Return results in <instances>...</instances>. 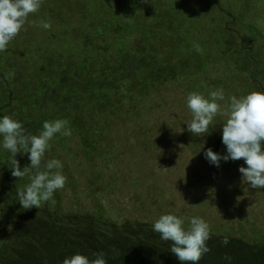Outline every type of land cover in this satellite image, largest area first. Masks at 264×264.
Wrapping results in <instances>:
<instances>
[{
    "label": "rangeland",
    "instance_id": "374dc122",
    "mask_svg": "<svg viewBox=\"0 0 264 264\" xmlns=\"http://www.w3.org/2000/svg\"><path fill=\"white\" fill-rule=\"evenodd\" d=\"M116 1L44 0L39 11L29 15L27 26L8 44L6 51L0 52V95L6 96L10 91L19 97L21 92L33 90L38 84L49 89L62 87L79 98L77 109L66 118L58 115L51 105L40 110L50 121L67 119L72 129L70 137L57 134L45 153V161L62 162V172L67 177V183L57 194L59 211L100 213L118 223H143L151 228L163 214L184 217L185 227L191 218L201 217L209 223L213 238L218 236L220 242L224 237L233 242V237L242 240L245 247L263 244L264 189H252L242 179L238 169L247 167L243 159L221 160L216 167L204 156L208 148L221 156L226 154L222 125L228 117L217 115L207 135L192 134L187 130L192 114L186 98L190 92L207 97L210 91L222 88L225 101L221 103L226 105L229 97L239 98L264 86V42L252 45L257 49L255 60L238 46L251 45L244 28L260 34L264 40V0H161V4L178 7L183 13L180 24L186 32L178 36L185 44L179 42L183 53L167 62L155 42L143 41L142 47L136 46L141 57L147 67H152L149 64L156 60L157 66L165 62L168 65L162 64V68L177 70L180 66L176 63L184 59H191L194 68H198L200 61L194 56L201 55L203 70L193 75L166 73L162 82L155 83L151 70L145 68V73H140L134 67L122 78V82L126 81L123 92L129 90V94L118 99L111 96L110 104L105 103V109L99 111L82 98L88 95V90L72 86L74 79H69V70L81 65L84 80L88 73V55H93L94 59L106 57L103 50L89 44L97 28L103 34L112 22L130 18L123 10L122 0H118V6ZM129 4L130 1L125 8ZM154 5L152 2L145 7ZM153 11L145 10L142 15L146 17ZM40 20L50 21L51 28L45 30L33 23ZM122 33L116 32L117 44L122 42ZM130 33L133 37L123 35L128 49L141 38L135 30ZM229 33L235 35V40L227 38ZM251 36L255 33L251 32ZM201 41H206V45L201 46ZM220 42L230 43L229 50L233 51L224 54ZM194 43L201 46L202 53L193 50ZM113 50L108 51V60H116ZM47 54L56 55L61 62L59 68L56 63L48 69L55 74L40 71L41 55ZM117 56L121 58V52ZM5 64L17 68L14 77L6 78L13 70L7 69ZM254 65L260 66L262 71L257 76L258 82L250 77ZM123 67L127 65L123 63ZM144 74L145 80L140 81L139 86L151 88L140 90L137 85ZM50 77L57 83L48 82ZM6 81L9 82L5 84ZM79 93L85 94L79 96ZM3 105H9L11 111L26 112L25 108H18L15 101ZM79 127H83L82 134L87 135L86 149L81 146ZM159 168L169 170L161 172ZM2 171L8 169L0 160V182H3L0 196L1 192H9L8 176ZM15 200L19 202L18 198ZM6 205L7 201L0 199V206ZM53 205V202L48 204L51 209ZM6 230L7 227L0 232V244Z\"/></svg>",
    "mask_w": 264,
    "mask_h": 264
},
{
    "label": "trees",
    "instance_id": "16d2710c",
    "mask_svg": "<svg viewBox=\"0 0 264 264\" xmlns=\"http://www.w3.org/2000/svg\"><path fill=\"white\" fill-rule=\"evenodd\" d=\"M129 1V6L125 8ZM152 2L155 4L153 7H145L151 6ZM122 4L124 5L123 10L130 14L129 19L123 20L120 18L118 22H112L104 31L105 34L104 32L103 34L100 33L98 28L92 33L95 38L91 39L90 47L94 46L95 49L103 50L106 57L94 59L93 55H88V73L84 80L81 79V65L69 70V79L71 78L72 81L74 79L72 86H77L80 90H88V95L82 98L96 106L99 111L105 109V103H109L111 96L118 99L129 94V90L123 92L126 81L122 82V78L125 74H129L134 67L140 73H145V68L151 70L153 72L151 77L155 79V83L162 82L166 73L180 75L187 72L188 75H193L201 72L204 68L201 55L194 56L195 59L200 61L198 68H194L191 59H184L176 63L180 66L177 70L162 68V64L168 65L165 62L157 66L156 60L154 63L149 64L152 67H147L146 61L136 48V46L142 47L143 41L155 42L163 52L164 57H167V62L170 59L178 58L183 53L179 44L180 37H178L186 32V28L180 24L183 13L178 7L161 4V0H122ZM116 5L118 6V0ZM88 9V14H90V4H88ZM151 9H154V11L148 13L150 15L146 17L142 15L145 10L149 11ZM172 27L179 28V30L172 29ZM244 29L249 35L251 45L238 46H242V49L245 50L243 53L255 60L257 49H254L252 45L259 41L264 42V40L260 37V34L258 35L248 28ZM131 30H135L141 38L135 44L131 43V49H128L127 38L123 35L133 37L130 33ZM117 31H123L121 44L116 42ZM260 31L258 33H261ZM251 32L255 33V36H251ZM226 35L227 38L235 40L234 34L229 33ZM106 37H109V39L106 40ZM201 42V46L206 45V41ZM181 44L185 46L184 43ZM220 44L223 46L222 52L224 54L226 51H233L229 50L230 43L220 42ZM37 50L39 51V49ZM110 50L115 52L113 55L116 60L114 61L108 60V51ZM118 52H121L122 59L118 58ZM41 57L43 62L40 65V71L55 74V72H49L48 69L56 63H58L57 68H59L61 64L57 60L59 58L54 54L41 55ZM123 63L127 65L126 68L123 67ZM5 65L7 69H17L13 65ZM236 65L238 69H241L238 62H236ZM91 73L96 76L91 77ZM261 73V67L254 65L250 77L254 82H258L257 76H260ZM145 76L146 74L138 81L137 88L140 90L150 87L147 85L145 87L139 86V82L144 81ZM8 82L6 81L5 84ZM48 82L57 83L52 77L49 78ZM32 89L21 92L19 97H17L18 94L10 91L7 92L8 95L6 96L0 95V118L15 113L14 118L23 124L27 133L38 135L43 130V123L50 121L45 113L40 112L41 109L51 105L55 107L58 115L66 118L78 107L79 98L73 97L71 91L69 92L62 87L49 89L35 84ZM263 89L264 86L257 88L259 92H264ZM66 91L69 93L63 94ZM81 94L85 93H79L78 95ZM9 101H15L16 106L25 108L26 112L11 111L8 109L9 105H3ZM78 131L81 146L86 149L87 135L86 133L82 134L84 132L83 127H79ZM2 140L3 138L0 136V160L6 164L8 169V171L2 172L8 176V181H5L9 192L8 194L1 192L0 196V199L7 201L6 206H0V232H3L7 227L0 244V264H61L65 257L76 253L91 257L94 252L98 251H104L107 254L108 264H180L169 251L171 242L160 240L159 234L153 231L151 225L129 223L128 221L118 223L100 213L60 212L58 190L53 194L55 203L51 206L52 209L48 206L52 200L43 202L39 209H23L19 202L15 200L18 198L17 190L30 183L29 176L32 173L22 179H16L11 175V164L9 162L11 153L3 148ZM88 144H91V141H88ZM88 150L89 147L85 151ZM14 158L19 161L21 170L30 164L27 154L18 153ZM2 185L3 182H0V188H2ZM7 224L9 225L7 226ZM212 234L211 239L207 242L210 252L205 254L198 264H229V261L224 259L225 256L231 257L230 264H264V243L258 244L260 247L258 245L251 246L245 242L248 245L245 247L241 244L244 243L242 240L231 237L235 241L229 242L227 246H222L220 240H218L219 237L215 236L213 238Z\"/></svg>",
    "mask_w": 264,
    "mask_h": 264
},
{
    "label": "clouds",
    "instance_id": "9594fccd",
    "mask_svg": "<svg viewBox=\"0 0 264 264\" xmlns=\"http://www.w3.org/2000/svg\"><path fill=\"white\" fill-rule=\"evenodd\" d=\"M44 0H0V52L7 49L8 44L24 29L30 14L39 11ZM45 30L51 28L50 21H33ZM193 50L202 53L203 49L197 43ZM14 70L6 78L14 77ZM192 119L187 123V130L196 135L209 134L210 126L217 115L227 116L222 125V144L226 146V154L221 156L208 148L204 152L209 163L220 166L225 162L243 159L247 167H239L242 179L252 189H264V92L253 91L247 95L228 98L222 88L210 91L209 95L190 92L186 98ZM15 113L0 118V136L2 146L11 153V175L16 179L29 176L30 183L17 190L19 204L25 210L39 209L43 202L53 199L56 190L63 189L67 177L63 174V164L58 159H51L45 163V153L50 148V141L60 134L64 137L72 135V129L67 119L45 121L42 131L38 135L27 133L23 124L16 120ZM27 154L30 164L22 170L19 161L14 157ZM33 170H35L33 172ZM167 172V168H159ZM159 238L170 243L169 251L180 264H198L205 254L210 252L207 242L211 239V229L201 217L190 219L185 227V218L174 214L161 215L152 226ZM229 239L221 240L222 246H227ZM115 258V257H112ZM231 262V257L225 256ZM61 264H108L104 251L94 252L91 257L76 253L65 257Z\"/></svg>",
    "mask_w": 264,
    "mask_h": 264
}]
</instances>
